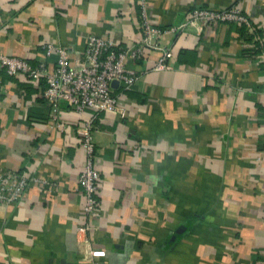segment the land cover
Listing matches in <instances>:
<instances>
[{"label": "crops", "instance_id": "1", "mask_svg": "<svg viewBox=\"0 0 264 264\" xmlns=\"http://www.w3.org/2000/svg\"><path fill=\"white\" fill-rule=\"evenodd\" d=\"M140 0H0V53L45 61L42 44L82 61L87 35L127 45ZM234 5L253 29L211 22L162 33L168 68L144 49L125 66L138 78L121 92L123 118L60 105L44 82L0 69V173L29 182L0 201V264H264V0H145L148 21L177 25L193 7ZM91 121L99 174L97 215L83 213L85 163L76 126ZM42 182V183H39ZM93 226L86 232L77 228Z\"/></svg>", "mask_w": 264, "mask_h": 264}, {"label": "built area", "instance_id": "2", "mask_svg": "<svg viewBox=\"0 0 264 264\" xmlns=\"http://www.w3.org/2000/svg\"><path fill=\"white\" fill-rule=\"evenodd\" d=\"M140 15L137 24V38L127 44L119 45L111 39L87 35L82 51V61L72 65L68 51L52 43L42 44L43 54L55 55L51 67L45 61L31 64L27 59L0 53V69L9 76L21 75L27 81L36 84L40 79L44 82L42 95L50 105L51 116L60 105H65L78 113L85 108L91 109L94 114L110 112L118 118L126 114L124 107L118 103L119 94L129 90L136 82L137 73L125 66L126 60H138L144 49H153L159 52L153 70L169 67L172 52L169 47L159 43L162 33L181 30L186 26L200 28L211 22H234L253 29L252 22L239 8L234 5L213 8L193 7L188 10L183 19L175 26L160 28L152 25L145 13V0L139 3ZM113 84H117L121 92H113ZM80 136V147L85 152V163L78 174V188L84 197L83 213L87 217L97 215L96 190L99 174L92 161L94 144L91 134V121L87 120L76 126ZM38 179L27 172L19 170H5L0 173V201H16L22 190L29 182ZM43 182V181H42ZM39 181V183H42ZM93 226L83 224L77 230L81 233L90 230ZM102 249L87 246L82 260L93 264L95 257L103 256Z\"/></svg>", "mask_w": 264, "mask_h": 264}]
</instances>
